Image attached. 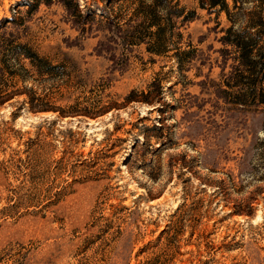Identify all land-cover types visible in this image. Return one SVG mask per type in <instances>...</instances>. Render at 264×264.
<instances>
[{
	"label": "rangeland",
	"instance_id": "1",
	"mask_svg": "<svg viewBox=\"0 0 264 264\" xmlns=\"http://www.w3.org/2000/svg\"><path fill=\"white\" fill-rule=\"evenodd\" d=\"M76 1L122 29L99 16L83 30L58 0H0V20L23 22L6 38L54 68L0 72V99L14 92L0 105V264H264V27L248 28L264 0H238L253 76L207 1L172 0L181 50L161 55L147 0ZM110 36L115 59L98 52Z\"/></svg>",
	"mask_w": 264,
	"mask_h": 264
},
{
	"label": "trees",
	"instance_id": "2",
	"mask_svg": "<svg viewBox=\"0 0 264 264\" xmlns=\"http://www.w3.org/2000/svg\"><path fill=\"white\" fill-rule=\"evenodd\" d=\"M47 4L51 2V0H46ZM65 9L69 12L71 16H74L76 22L78 20H84L81 22V26H83V30H87V26L93 25L94 21L97 20V17H103L106 18L107 26L109 31H114L115 29L121 30L122 28L120 26L115 25V20L111 17L110 13L106 10L98 9L99 12L96 13L93 11V8H88V11L83 13V11L80 9V5L76 0H58ZM149 2L146 7H143V10L141 12L144 23L147 24L148 28L155 29V32L151 36L153 37V48L149 49V52L161 55L166 52L174 51L177 52L175 54H178L181 50L178 47L179 43H176L174 41V38L176 37L175 29H176V19L180 18V11L175 9V6H173L172 0H147ZM201 3L208 2L211 9L213 8H220L222 12H225L229 18V21L232 23V27H230L228 30H226V35L221 39L222 43L226 47H230L235 49L239 56L236 58L237 66L235 70H241V68H244L247 70V72L250 75H255L256 67H257V58H260V47L258 43V39L256 36L251 35L249 32H236L235 28L239 24L240 25V13L239 10L241 9L240 2L238 0H233V12L230 11V3L228 0H199ZM115 0H108L105 3V9L112 8ZM245 3V2H244ZM243 3V4H244ZM144 5L143 3H141ZM99 6V5H98ZM99 8V7H98ZM233 14V15H232ZM251 15H254V13L246 14L244 13L245 18L251 17ZM233 16V18H232ZM19 20L18 18H11V19H3L0 20V33L4 32L2 35L0 34V48L4 49V54H6L4 60H3V68L0 69L1 74L6 73L7 70L11 69L10 63L14 61V66L18 67V70L16 73H19L20 71L29 73V70L26 69L25 64H22V61H26L28 65L35 70L36 72L40 73L41 75H50L53 73V67H51L50 63H48L46 60L42 59L38 54L34 53L29 47L26 45H17L16 42L13 40L12 35L14 32L10 34L9 39L6 38V28L9 25L23 26V22ZM260 27H264V17L260 15L259 20L255 21V19H249L248 21V28L251 29H258ZM181 35V34H178ZM139 44L141 41H135ZM119 38L110 36L107 38L106 41H101L98 45V52L100 54L103 53H109L112 58L115 59L116 53L115 48L119 45ZM223 53H226L227 55L230 54V49H225L222 51ZM189 52L184 51V54H187ZM10 54V55H9ZM9 55V56H8ZM12 55V57H11ZM8 57H11L9 59ZM182 62V61H180ZM179 62V64H180ZM242 73V72H241ZM239 73V75H231L228 81V84L230 86H238L241 83V80L243 79V74ZM254 85L256 84V80H253ZM16 92V91H15ZM14 93V92H13ZM10 93L9 95L13 94ZM135 93L132 92L129 99L134 95ZM7 94L6 96H1L0 99V105L3 104L5 99L9 97ZM262 100H264V95L262 93ZM248 94H244L240 99L239 103L243 104L247 102ZM36 102V101H35ZM35 107L36 109L39 108V110L43 111L46 110L44 107H41V104H37Z\"/></svg>",
	"mask_w": 264,
	"mask_h": 264
}]
</instances>
